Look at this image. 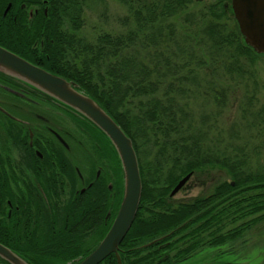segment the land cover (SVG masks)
<instances>
[{"label": "trees", "instance_id": "obj_1", "mask_svg": "<svg viewBox=\"0 0 264 264\" xmlns=\"http://www.w3.org/2000/svg\"><path fill=\"white\" fill-rule=\"evenodd\" d=\"M117 1L129 5L131 11L128 29L122 34L101 33L88 41L79 33L87 0H50L46 31L41 24H33L30 41L43 35L46 45L40 54L49 57L56 74L77 84L132 141L142 192L135 220L119 246L122 264H179L207 248L244 246L252 229L264 225V165L259 162L264 152L260 130L264 128L257 124L264 122V112H252L249 108L255 95L245 93L241 118L247 129H254L251 139L256 144L249 146L250 139L238 143V136H233L235 126L220 138V133H210L217 128L215 118L205 111L192 115L189 101L198 92L191 93L190 87L197 86L198 72L206 75V68L223 72L240 84L255 82L252 67L263 55L245 44L236 21L232 30L222 23L226 13L220 4L207 6L198 17L187 14L182 22L183 39L188 41L178 42L171 20L188 11L194 0ZM30 41L16 38L11 24L0 25V47L16 53L31 48ZM208 91L210 96L213 90ZM86 123L95 130L98 144V138L104 139L119 164L107 138ZM216 173H223L224 179L206 195L187 200L169 197L186 175L209 181ZM121 195L122 189L107 226L100 220L108 208L97 204L101 213L98 243L110 228ZM163 237L162 242H168L163 250L159 249L161 241L148 245ZM235 243L239 245L234 248ZM68 252L74 250L68 248ZM160 257L167 259L155 260ZM101 264H117L116 258L111 254Z\"/></svg>", "mask_w": 264, "mask_h": 264}, {"label": "flooded vegetation", "instance_id": "obj_2", "mask_svg": "<svg viewBox=\"0 0 264 264\" xmlns=\"http://www.w3.org/2000/svg\"><path fill=\"white\" fill-rule=\"evenodd\" d=\"M213 4L236 21L231 0ZM49 7L50 0H0V25L11 24L16 38L30 41L33 24L46 31ZM34 41L12 53L56 74L49 57L40 54L46 39ZM85 121L32 88L0 77V244L32 264H62L67 256L72 258L63 264L78 263L100 243L97 204L108 208L100 223L107 226L112 219L122 189L120 164ZM164 239L148 245L161 241L163 250ZM43 248L49 257L39 251Z\"/></svg>", "mask_w": 264, "mask_h": 264}, {"label": "rangeland", "instance_id": "obj_3", "mask_svg": "<svg viewBox=\"0 0 264 264\" xmlns=\"http://www.w3.org/2000/svg\"><path fill=\"white\" fill-rule=\"evenodd\" d=\"M216 1L229 2L230 0H203L199 3L193 1L188 11L183 12L182 15L171 20L175 25L178 42L188 41L183 39L186 30L182 22L187 17V14L198 17L207 6ZM143 13H146L144 9ZM130 17L131 11L129 5L122 4L117 0H87L83 14L84 25L79 33L88 41L95 40L101 33H110L112 35L122 34L128 29L127 23H130ZM222 23L226 24L229 30H232L235 21L228 17L224 18ZM171 47H173L172 44ZM171 49L175 51V47ZM252 68L255 71V82L250 80L240 84L236 79L231 81L223 75V72H216L214 69L206 68V75L201 70L198 72L199 83L195 82L194 84H197L198 87L193 86V84L191 87L189 86L191 93L194 91L198 92H194L192 99L189 101L190 107L193 110L192 115L197 117L201 111H205L206 116L209 115L215 118L214 124L217 128L212 129L210 133H220V138L226 135L230 126L237 127L235 128L233 136H238V143H243L250 139L252 143L249 146H252L254 143L256 144L257 141L251 139V136L256 133L253 131L254 129L246 128L247 122L241 118L240 106L242 105L241 100L245 93L254 94L256 101L253 102V106L249 109L255 112V114L259 111L264 112V55L257 59ZM208 89L213 90L210 96L208 95ZM223 96L225 100H223ZM216 97L223 101L217 102L215 100ZM223 102L224 105L222 106ZM257 124L259 127L264 128V122L261 125L259 123ZM260 133L264 136V129L260 130ZM259 162L264 165V152ZM221 179H224L223 173L213 174L210 178L212 183L205 178L192 177L178 191L174 199L187 200L200 195H206ZM246 240L247 243L244 246L235 243L234 248L237 245L239 247L233 250L229 248L230 245L204 249L194 254L186 264H264V225L252 229L246 236Z\"/></svg>", "mask_w": 264, "mask_h": 264}, {"label": "water", "instance_id": "obj_4", "mask_svg": "<svg viewBox=\"0 0 264 264\" xmlns=\"http://www.w3.org/2000/svg\"><path fill=\"white\" fill-rule=\"evenodd\" d=\"M231 9L240 34L247 46L264 55V0H231ZM0 76L32 88L34 91L70 109L96 127L109 141L119 160L122 173V195L112 224L95 249L76 264H100L114 254L122 264L118 249L130 230L140 203L142 185L137 156L130 138L115 120L77 84L38 67L0 47ZM182 178L173 188L174 196L190 179ZM3 264H30L26 259L0 244Z\"/></svg>", "mask_w": 264, "mask_h": 264}]
</instances>
